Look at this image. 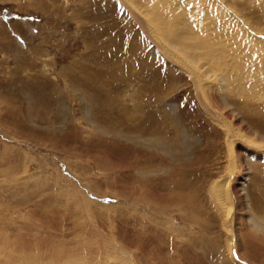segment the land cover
Instances as JSON below:
<instances>
[{"label": "rangeland", "instance_id": "1", "mask_svg": "<svg viewBox=\"0 0 264 264\" xmlns=\"http://www.w3.org/2000/svg\"><path fill=\"white\" fill-rule=\"evenodd\" d=\"M178 1L163 11L187 16L186 38L207 39L210 54L170 41L139 0L0 2L1 235L22 231L31 248L45 237L75 262L264 264V0ZM67 189L89 208L77 200L79 213L60 215L42 201L67 202ZM226 192L235 247L220 220Z\"/></svg>", "mask_w": 264, "mask_h": 264}, {"label": "bare ground", "instance_id": "2", "mask_svg": "<svg viewBox=\"0 0 264 264\" xmlns=\"http://www.w3.org/2000/svg\"><path fill=\"white\" fill-rule=\"evenodd\" d=\"M141 3H143V4H145V7L148 9V11H149V14L152 16V18H153V21L154 22H156V24H158V26L160 27L162 24L164 25L165 24V22H166V24H167V26L169 27V29H170V32L172 33H170L171 34V36H173V37H170L171 38V40L170 41H172V40H174V41H179V44H181V46H186V47H184V48H186V49H190V50H192V48H194L195 49V47L197 46L198 47V45H202V47L201 48H203V50L206 52L207 50H209L210 48H209V45H210V43H209V45H208V43H207V39L204 41H202V44L200 43V44H198L199 42H200V40H197V39H195V40H197V41H199V42H197V44L196 43H193V42H196V41H193V42H191L190 40H188L186 37H187V35H185V34H191V32L189 31L190 30V27L191 26H189L190 24L187 22V16H185L184 14H181V13H179V14H181V15H177V16H175V15H173L172 14V16H171V14H170V16L168 17L167 16V14H166V12H167V10H166V8H165V10H166V12L165 11H163V9H162V7H165V6H168V7H177V5H178V3H179V1L178 0H168V1H163V0H160V1H162V2H160V4L162 3V5H160L159 3H153V2H151V0H139ZM232 2H233V0H231ZM247 1V0H246ZM243 2V1H242ZM241 4V3H240ZM245 4V3H244ZM160 5V6H159ZM229 6H230V4H229ZM240 6H242V5H240ZM245 6V5H244ZM243 6V7H244ZM180 7V6H179ZM246 7V6H245ZM178 8V7H177ZM161 9H162V11H161ZM176 9V8H175ZM174 9V10H175ZM172 11V10H171ZM173 12V11H172ZM168 13V12H167ZM193 13V12H192ZM254 13V12H253ZM252 13V14H253ZM163 14H165V16H163ZM169 14V13H168ZM165 17V18H164ZM212 18V17H211ZM264 18V17H263ZM188 20H190V19H188ZM218 20V19H217ZM177 21H180L182 24H183V28L184 29H181L182 31H180V29H179V26H180V28H182L181 26L182 25H180V24H178L176 27H173L174 26V24L177 22ZM212 21H213V19H212ZM184 22V23H183ZM179 23V22H178ZM188 23V24H187ZM195 23V22H194ZM165 24V25H166ZM185 24V25H184ZM196 24V23H195ZM199 24V23H198ZM150 25V24H149ZM170 25V26H169ZM151 26V25H150ZM211 26H214V25H211ZM224 26V25H223ZM226 26H227V24H226ZM230 26V25H229ZM152 27V26H151ZM200 27V26H199ZM225 27V26H224ZM163 28V27H162ZM192 28V27H191ZM197 29V28H196ZM195 29V30H196ZM201 29V28H200ZM152 30V29H151ZM218 30H221L222 31V28H220V29H218ZM153 31V30H152ZM156 31V30H155ZM193 32H194V30H192ZM201 31V30H200ZM158 31H156V33H157ZM199 32V31H198ZM152 33H154V32H152ZM159 34H161V35H164L163 34V31H161V33L160 32H158ZM155 34V36H154V38H157V37H159V34ZM202 33V32H201ZM220 33V32H219ZM165 34H167V33H165ZM225 34V33H224ZM160 35V36H161ZM200 35V34H199ZM221 36V35H220ZM165 37V36H164ZM201 37V36H200ZM203 38V37H202ZM217 38V37H216ZM222 38H223V36H222ZM226 38V37H225ZM205 39V38H204ZM221 39V38H220ZM233 39H234V37H233ZM236 39V38H235ZM158 40H160V45L161 46H163V47H166V46H164L163 44H162V39L159 37V39ZM222 40V39H221ZM220 40V41H221ZM237 41V40H236ZM246 41V40H245ZM219 42V41H218ZM232 42H233V40H232ZM164 43V42H163ZM221 43H222V41H221ZM220 43V44H221ZM248 43V42H247ZM159 44V43H158ZM212 44V43H211ZM216 44H218V43H216ZM252 44V43H251ZM169 45V44H168ZM219 45V44H218ZM248 45V44H247ZM173 47V46H172ZM192 47V48H191ZM225 47V46H224ZM249 47H250V43H249ZM252 47H253V45L251 46V49H252ZM178 50H181V48H179L178 46L176 47ZM211 48H213V47H211ZM164 49V48H163ZM167 50L169 49V48H166ZM173 49V48H172ZM250 49V48H249ZM255 49V48H254ZM165 50V49H164ZM177 50V51H178ZM198 50V49H197ZM218 50H219V48H218ZM257 50V49H256ZM255 50V51H256ZM263 50H264V47H263ZM262 50V51H263ZM173 51V50H172ZM172 51H168V53L169 54H174V52H172ZM194 51V50H193ZM210 51V52H209ZM208 52H206V53H208V54H210L211 53V49L209 50ZM221 51V50H220ZM246 51H247V48H246ZM254 51V50H253ZM254 51V52H255ZM259 51V50H258ZM181 52H182V50H181ZM215 52V51H214ZM241 52V51H240ZM249 52V51H248ZM251 52V51H250ZM180 53V52H179ZM183 53H185V52H183ZM202 53H203V51H202ZM218 53V52H217ZM219 53H221V52H219ZM218 53V55L220 56L219 58H221V56H223L224 55V53H223V55H221V54H219ZM253 53V52H252ZM181 54V53H180ZM193 54V53H192ZM260 54V53H259ZM216 56V53L215 54H212L211 56H212V58L214 57L215 58V56ZM217 55V56H218ZM226 55V54H225ZM248 55V54H247ZM252 55V54H251ZM189 57H190V55H189ZM239 57V56H238ZM211 58V59H212ZM240 58V57H239ZM168 59L170 60V61H172V62H174L177 66H181V65H183V64H186L188 67H189V65L190 64H192V63H190L189 61H187V63H184L183 61H181V60H176L175 58H173V57H171V56H168ZM190 59H191V57H190ZM217 59V58H216ZM221 59H223V58H221ZM220 59V60H221ZM236 59V58H235ZM250 59V58H249ZM205 60V59H204ZM208 60V59H207ZM210 60V59H209ZM239 60V59H238ZM212 61H213V59H212ZM229 61H231V60H229ZM234 61V60H233ZM247 61V60H246ZM210 62V61H209ZM223 61L221 60V63H220V65H222L223 63H222ZM215 63V62H214ZM213 62H211V63H207L208 65H210V66H212L213 68H216V65L214 64ZM235 63V62H234ZM237 63V62H236ZM239 63H241V62H239ZM242 63H243V61H242ZM249 63V62H248ZM255 64H257L256 63V61L254 62ZM194 65L196 64V63H193ZM192 64V65H193ZM253 64V63H252ZM251 64V65H252ZM191 65V66H192ZM231 65V64H230ZM235 65V64H234ZM246 65V64H245ZM223 66V65H222ZM250 66V65H249ZM195 67H196V65H195ZM195 67H193L194 69H195ZM217 67H219V65H217ZM221 67V66H220ZM236 67H238V64H237V66ZM233 68V69H237V68ZM246 67V66H245ZM190 68V70L193 72V69L191 68V67H189ZM238 69H239V67H238ZM237 69V70H238ZM246 69V68H245ZM236 70V71H237ZM255 72V71H254ZM252 73V72H251ZM256 74V73H255ZM254 74V75H255ZM233 75V74H232ZM231 75V76H232ZM234 76V75H233ZM259 76V75H258ZM230 77V76H229ZM238 77V78H237ZM251 77V76H250ZM249 77V78H250ZM252 77H253V74H252ZM228 78V77H227ZM235 79H238L240 82L241 81H243V82H245L244 80H246V82L248 81L247 79H249V78H247L246 77V75H245V73H243V74H239V75H236L235 77H234ZM256 78V77H255ZM231 77H230V79H229V83H232V81H231ZM237 81V80H236ZM235 81V82H236ZM227 82H228V80H227ZM235 82H233L234 84H235ZM245 82V83H246ZM245 83H243V84H245ZM252 83V82H251ZM263 83V82H262ZM237 85H238V82L236 83ZM242 84V85H243ZM254 84V83H253ZM258 85V83H255V85ZM230 85V84H229ZM231 85H233V84H231ZM252 85V84H251ZM254 86V85H253ZM238 87V86H237ZM240 87V86H239ZM242 88V87H241ZM240 88V89H241ZM254 88V87H253ZM238 89V88H237ZM240 89L239 90H236V91H239L240 92ZM242 89H245L244 87L242 88ZM241 89V90H242ZM247 90V89H246ZM251 90V89H250ZM232 91V90H231ZM245 91V90H244ZM242 92L243 94L246 92ZM253 91H256L255 93H256V95H257V90H252L251 92H250V94L249 95H252V96H256V95H253ZM239 92H237V93H239ZM261 92V91H260ZM231 93H233V92H231ZM241 93V92H240ZM247 93V92H246ZM252 93V94H251ZM254 93V94H255ZM262 93V92H261ZM236 95V94H235ZM261 95V94H260ZM248 97V96H247ZM253 97V98H254ZM259 97V96H258ZM201 98V102L203 103V105L205 106L204 108H207V109H209V106H211L212 107V105H210V103L208 102V99H206L205 97H200ZM244 98H246V97H244ZM250 98V97H249ZM246 100V99H245ZM244 100V101H245ZM250 101V100H249ZM243 102V101H242ZM245 104V103H244ZM209 105V106H208ZM213 108V107H212ZM210 110V109H209ZM211 111H214L213 112V114L214 115H216V116H218V117H220L219 119L221 120L222 118H221V116L219 115V113H217V111H215V110H213V109H211ZM218 119V120H219ZM222 124L225 126V128L226 129H224L225 130V132H227V134L228 133H230L231 134V136H230V138H229V141L231 140H233V141H235V140H237L238 138L237 137H233L232 136V132H231V130L229 129L230 128V126L228 125V124H226L225 123V121H224V119H222ZM229 135V134H228ZM228 135H227V137H228ZM239 142V141H238ZM234 144V143H233ZM232 144V145H233ZM232 145H231V147H232ZM232 150V149H231ZM234 152V151H233ZM233 154V153H232ZM260 154V153H259ZM68 174V173H67ZM60 177V176H59ZM71 179V178H70ZM77 179V178H76ZM75 179V180H76ZM79 179V178H78ZM78 179L76 180L77 182H78ZM82 179V178H81ZM67 181V180H66ZM72 181V180H71ZM69 182V181H68ZM55 183V182H54ZM69 185H70V183H68ZM68 184H67V187L66 188H68L69 186H68ZM56 185V184H55ZM63 185H65V184H63ZM72 185H74V184H72V182H71V186ZM70 186V188L69 189H71L72 187ZM29 186L27 185L26 187H25V190L28 188ZM59 187V186H58ZM60 188H63V187H60ZM78 188V187H77ZM56 189V188H55ZM68 190V189H67ZM73 190H75V189H73ZM78 190V189H77ZM76 190V191H77ZM63 191V190H62ZM65 191V190H64ZM68 191H71V190H68ZM40 192V191H39ZM41 192H43V191H41ZM54 192V191H53ZM55 192H57V190L55 191ZM54 192V193H55ZM59 192V191H58ZM72 193H73V198H71V199H68L69 201H67L68 202V205H66V208L64 207V202H63V204H62V202H60V201H65L64 199L65 198H61L60 197V195H58V193L56 194V196H53L52 197V200L51 199H44V200H42L44 203H46L48 206L51 204V203H54V208L52 209V212H54V213H57V214H60V215H74V214H76L75 212H78V210L81 208H79V209H77L76 208V210L77 211H73V209L74 208H71V206H73L74 207V205H76V204H74V203H76L77 202V200L80 202V203H82L81 205H82V207H84V208H89V206L91 205V203L89 204V206L85 203V201L83 200V202H81L80 200L82 199L81 198V194H80V192H81V190H80V192H79V194L81 195H78V194H76V193H78V192H76L75 193V191H71ZM46 193V192H45ZM60 193V192H59ZM68 193L69 192H67V195H68ZM60 194H63L62 192L60 193ZM65 194V193H64ZM71 194V193H70ZM74 194H76V195H74ZM62 197H63V195H61ZM65 196V195H64ZM68 196H70V195H68ZM75 196V197H74ZM225 196V197H224ZM224 196H223V199H224V201H225V203H224V212H222V218L220 219L221 221H222V223L223 224H226V227H227V225H228V228H230V230L229 229H227L228 231L227 232H230V234H228L230 237H232L234 240H233V244H234V247H235V241H236V239H235V235L236 234H234L235 233V221H236V210H235V207H236V205H234V202H233V198L231 199L230 197H228L229 195H228V193L226 192V195L224 194ZM32 197L33 198H37L38 197V195H37V193H34L33 195H32ZM83 198H84V196H82ZM85 197H87V196H85ZM173 197V196H172ZM177 197V196H176ZM67 198H69V197H66V199ZM39 199V198H38ZM222 199V200H223ZM41 200V199H40ZM171 200V199H170ZM221 200V201H222ZM88 201V200H87ZM86 201V202H87ZM223 201V202H224ZM66 202V201H65ZM66 202V203H67ZM189 202V201H188ZM22 203H23V200H21V201H14V202H11V204H14V208H16V209H18L21 205H22ZM181 203V202H180ZM209 203V202H208ZM10 204V207H12V205ZM70 204V205H69ZM87 205V207L86 206H84V205ZM185 204V203H184ZM53 205V204H52ZM78 205V204H77ZM78 206H80V204L78 205ZM78 206H76V207H78ZM221 206H222V204H221ZM222 207V208H223ZM59 208H65L66 210H64V212L61 214L60 213V209ZM84 208H82V210L84 209ZM92 208V207H91ZM256 209V208H255ZM12 210H13V208H12ZM51 210V209H50ZM62 210V211H63ZM88 210V209H87ZM117 211V210H116ZM119 211V210H118ZM91 212V211H90ZM89 212V213H90ZM98 212H99V210H98ZM101 212V211H100ZM115 212V211H114ZM79 213V212H78ZM85 213H87V212H85ZM104 213V212H103ZM120 213V212H119ZM122 213V212H121ZM257 219V218H256ZM186 220H188V219H186ZM190 222H193V223H195V221L193 220H189ZM25 225V228L29 231V232H36V231H38V227H37V225L35 224V223H33V222H29V223H25L24 224ZM81 226V225H80ZM80 229H82V228H80ZM79 229V230H80ZM79 232H82V230L81 231H79ZM152 232V231H151ZM94 237H95V234L93 235ZM92 236V237H93ZM107 236H108V234H107ZM85 236H83V238H84ZM91 237V238H92ZM109 237V236H108ZM90 238V239H91ZM49 239V238H48ZM87 239V238H86ZM89 240V239H88ZM50 240H47L45 237L43 238V239H40L39 240V244H38V247L37 248H31L29 245H28V238H27V235L24 233V232H22V231H16V232H14L11 236L8 234V233H4L3 235H1L0 234V264H103V263H106L105 261L103 262V259L102 258H100V259H98V260H94V259H90L89 257L92 255V254H86V253H84V256L82 257L83 258V260L82 261H80V262H75V260L74 261H71V260H68L67 259V257H66V255L64 254V253H57L55 250H54V248H51V246H50ZM88 246L90 247V244H88ZM88 246H86V248L88 247ZM94 245H92V247H93ZM99 247H100V245H98ZM236 246H237V244H236ZM69 247V246H68ZM233 247V248H234ZM70 248V247H69ZM85 248V249H86ZM188 248V250H192V249H194V248H190L189 246L187 247ZM186 248V249H187ZM90 250H88V252H91V253H93V249L94 248H89ZM100 249H101V247H100ZM137 249V248H136ZM183 250V249H182ZM100 251V250H99ZM98 251V252H99ZM135 251V250H134ZM172 251V250H171ZM234 251V250H233ZM34 253H36V255L34 254ZM136 253H137V251H136ZM164 253V252H163ZM80 254H81V252H80ZM185 254V253H184ZM82 255V254H81ZM95 256V255H94ZM98 256V255H97ZM113 256V255H112ZM81 257V256H80ZM115 257V256H114ZM117 259V258H116ZM237 259V258H236ZM114 260V259H113ZM118 260V259H117ZM233 260V259H232ZM75 262V263H74ZM112 263H114V262H112ZM111 263V264H112ZM108 264V263H107Z\"/></svg>", "mask_w": 264, "mask_h": 264}, {"label": "crops", "instance_id": "3", "mask_svg": "<svg viewBox=\"0 0 264 264\" xmlns=\"http://www.w3.org/2000/svg\"><path fill=\"white\" fill-rule=\"evenodd\" d=\"M4 1H7V0H0V2H4ZM12 2H13V0H11ZM16 1V0H15ZM16 3V2H15ZM8 29H7V27H5L4 25H0V37H1V39H0V44L1 43H4L5 42V46H6V44H7V42H6V35H7V33H8ZM1 48H2V46H0ZM6 50V48H3V50ZM1 56V55H0Z\"/></svg>", "mask_w": 264, "mask_h": 264}]
</instances>
